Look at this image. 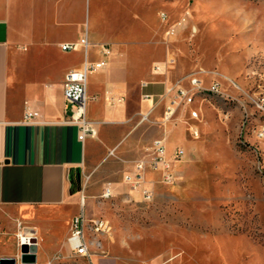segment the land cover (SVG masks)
<instances>
[{"label": "rangeland", "instance_id": "obj_1", "mask_svg": "<svg viewBox=\"0 0 264 264\" xmlns=\"http://www.w3.org/2000/svg\"><path fill=\"white\" fill-rule=\"evenodd\" d=\"M74 2L89 39H124L140 70L159 64L175 79L216 69L235 85L222 81L231 96L196 93L191 106L198 118L180 106L166 121L167 132L162 108L141 115L136 150L125 156L110 149L97 168L84 171L74 196L83 197L88 218L109 223L91 259L73 254L63 234L80 211L76 204L43 211L0 205V256L19 261L17 233L30 231L38 264H264V138L256 134L264 117L251 101L264 94V0ZM179 20L175 33L167 34ZM167 58L172 63L165 67ZM165 133L170 151L177 145L185 151L173 164L178 176L166 183L156 174L152 198L144 200L123 175ZM107 181L113 190L104 197ZM83 241L90 242L89 231H83Z\"/></svg>", "mask_w": 264, "mask_h": 264}, {"label": "crops", "instance_id": "obj_2", "mask_svg": "<svg viewBox=\"0 0 264 264\" xmlns=\"http://www.w3.org/2000/svg\"><path fill=\"white\" fill-rule=\"evenodd\" d=\"M76 9L74 0H0V205L43 211L76 204L81 210L83 197L77 200L74 193L84 171L97 168L110 149L125 156L136 150L140 116L160 108L164 113L168 103L164 93L176 79L168 69L155 70L154 64L140 70L122 38L113 44L90 40ZM85 31L86 49L60 47ZM101 41H108L116 56L87 74L86 117L94 121L95 135L82 141L77 125L67 120L62 78L68 69L80 68L84 56L99 59ZM192 103L187 106L194 110ZM27 108L39 112L38 121L24 119ZM166 150L171 155L173 149L166 145ZM156 174L145 172L147 184Z\"/></svg>", "mask_w": 264, "mask_h": 264}, {"label": "built area", "instance_id": "obj_3", "mask_svg": "<svg viewBox=\"0 0 264 264\" xmlns=\"http://www.w3.org/2000/svg\"><path fill=\"white\" fill-rule=\"evenodd\" d=\"M162 18H165L163 12L160 13ZM171 24L167 27V34L175 33L177 25ZM82 45L84 49L89 45V39L86 31L78 41H65L60 43L62 49H75ZM99 53L101 57L97 60H89L84 56L82 66L80 68L68 69L62 78L63 96L67 103L70 104V111L67 120L74 122L78 127V138L84 140L86 137L95 135L94 121L86 117V83L87 74L91 70H97L105 66L107 56L112 52L111 45L108 41H101L98 43ZM172 58H167L165 67L171 66ZM155 70H164L159 64L154 65ZM200 74H205L209 77L210 82L204 84L203 77ZM222 81L228 82L230 85H235L233 79L228 75L216 70H200L195 69L182 74L176 78L171 85H169L164 93L168 96V103L165 106L163 118L169 119L172 113L180 106H185L191 103V98H194L197 88H206L207 90H214L225 96H231L222 86ZM144 83V82H143ZM147 96V94H144ZM256 109L264 117V94L252 97ZM190 117L197 118L198 111L189 109ZM39 112L34 109L27 108L24 119L27 121H38ZM227 116V115H226ZM194 135L198 134V129H192ZM257 136L264 138V123H262L256 131ZM184 148L177 145L173 148L171 155L167 154L165 136H157L152 139L147 153L134 160L132 170L124 173L123 179L127 182L131 189H139L144 200H150L153 195L151 185L147 184L145 172L151 170L158 172L160 180L166 183L172 182L177 178V172L173 168V161L183 157ZM112 185L110 181L104 184L102 196L112 193ZM109 229V223L106 219L98 217V219L88 218L81 209L71 218L70 232L66 236V244L70 251L79 256L92 258L93 248L100 247L101 241L98 238L100 233H104ZM79 230L90 231V242L81 243L79 237ZM36 235L30 231H19L17 233V245L20 249L22 244L29 246L35 244ZM35 264H38L35 262ZM39 264H51L46 261Z\"/></svg>", "mask_w": 264, "mask_h": 264}, {"label": "water", "instance_id": "obj_4", "mask_svg": "<svg viewBox=\"0 0 264 264\" xmlns=\"http://www.w3.org/2000/svg\"><path fill=\"white\" fill-rule=\"evenodd\" d=\"M31 247L25 243L20 246L19 261L15 256H0V264H35V252Z\"/></svg>", "mask_w": 264, "mask_h": 264}, {"label": "bare ground", "instance_id": "obj_5", "mask_svg": "<svg viewBox=\"0 0 264 264\" xmlns=\"http://www.w3.org/2000/svg\"><path fill=\"white\" fill-rule=\"evenodd\" d=\"M201 91H209L211 93H214V94H218L219 92L217 91H214V90H207L206 88H197L196 89V93H200ZM222 96H225L224 94L220 93ZM196 95V94H195ZM194 101V98H191V103ZM193 110V109H192ZM193 111H197V110H193ZM112 194V193H111ZM110 194H106L105 196H108ZM83 231H89V230H79V237H80V241L81 243H84L83 241ZM90 232V231H89Z\"/></svg>", "mask_w": 264, "mask_h": 264}]
</instances>
